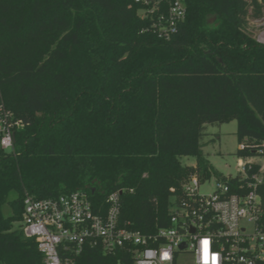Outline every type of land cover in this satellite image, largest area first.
<instances>
[{
    "label": "trees",
    "instance_id": "obj_1",
    "mask_svg": "<svg viewBox=\"0 0 264 264\" xmlns=\"http://www.w3.org/2000/svg\"><path fill=\"white\" fill-rule=\"evenodd\" d=\"M145 1L0 0V83L25 123L14 151L0 147V264H46L20 228L27 193L83 190L105 211L120 191L121 225L149 235L169 225L171 198L193 176L238 183L206 157L208 125L237 120V155L264 152V44L247 31L264 0H187L169 38L157 13L140 15ZM77 261L134 263L101 246Z\"/></svg>",
    "mask_w": 264,
    "mask_h": 264
},
{
    "label": "built area",
    "instance_id": "obj_2",
    "mask_svg": "<svg viewBox=\"0 0 264 264\" xmlns=\"http://www.w3.org/2000/svg\"><path fill=\"white\" fill-rule=\"evenodd\" d=\"M145 3L152 6L140 15L157 13L153 26L160 37L169 38L186 18L187 0ZM256 25L255 39L264 44V16ZM24 126L0 83V147L14 151L16 131ZM258 156L238 160L239 174L227 176L237 178L235 188L219 180L210 194H201L203 181L193 176L184 196L171 198L169 225L149 235L121 225L120 191L108 196L105 211L83 190L42 199L27 193L20 228L36 240L46 264H80L87 246L107 254L124 250L133 264H264V152Z\"/></svg>",
    "mask_w": 264,
    "mask_h": 264
},
{
    "label": "rangeland",
    "instance_id": "obj_3",
    "mask_svg": "<svg viewBox=\"0 0 264 264\" xmlns=\"http://www.w3.org/2000/svg\"><path fill=\"white\" fill-rule=\"evenodd\" d=\"M144 10H140L142 14ZM257 16L251 7L248 15V27L247 31L256 35L257 25L260 19L263 17ZM207 134L205 136L204 152L209 161L217 169V171L223 176H237L238 160H246L249 158H259L258 155L239 156L237 150L240 147L237 137V120H232L223 124H210L207 126ZM184 164L195 166L197 160L193 156H185L182 158ZM219 179L217 175H212L210 178L203 181L199 192L201 194H210L217 186ZM15 197V194L11 196V199ZM3 213L6 216L12 214V207L9 204H5L3 207Z\"/></svg>",
    "mask_w": 264,
    "mask_h": 264
}]
</instances>
